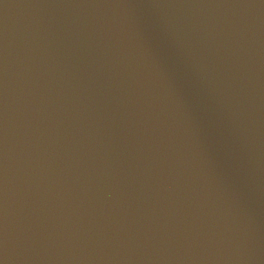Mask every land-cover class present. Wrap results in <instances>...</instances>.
Wrapping results in <instances>:
<instances>
[{
	"label": "water",
	"instance_id": "1",
	"mask_svg": "<svg viewBox=\"0 0 264 264\" xmlns=\"http://www.w3.org/2000/svg\"><path fill=\"white\" fill-rule=\"evenodd\" d=\"M3 264H264V0H0Z\"/></svg>",
	"mask_w": 264,
	"mask_h": 264
},
{
	"label": "snow or ice",
	"instance_id": "2",
	"mask_svg": "<svg viewBox=\"0 0 264 264\" xmlns=\"http://www.w3.org/2000/svg\"><path fill=\"white\" fill-rule=\"evenodd\" d=\"M0 264H3V261L2 260H0Z\"/></svg>",
	"mask_w": 264,
	"mask_h": 264
}]
</instances>
